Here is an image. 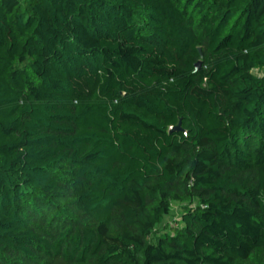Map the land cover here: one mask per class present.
<instances>
[{
	"label": "trees",
	"instance_id": "trees-1",
	"mask_svg": "<svg viewBox=\"0 0 264 264\" xmlns=\"http://www.w3.org/2000/svg\"><path fill=\"white\" fill-rule=\"evenodd\" d=\"M0 264H264V0H0Z\"/></svg>",
	"mask_w": 264,
	"mask_h": 264
},
{
	"label": "rangeland",
	"instance_id": "rangeland-1",
	"mask_svg": "<svg viewBox=\"0 0 264 264\" xmlns=\"http://www.w3.org/2000/svg\"><path fill=\"white\" fill-rule=\"evenodd\" d=\"M253 72L258 75L262 74V71L260 70H254ZM181 210H182V205L173 203L170 213L168 214V216L164 218L162 224L158 227V230L161 231L165 228L167 229L170 228L171 226H175L176 224H178L180 220Z\"/></svg>",
	"mask_w": 264,
	"mask_h": 264
},
{
	"label": "water",
	"instance_id": "water-1",
	"mask_svg": "<svg viewBox=\"0 0 264 264\" xmlns=\"http://www.w3.org/2000/svg\"><path fill=\"white\" fill-rule=\"evenodd\" d=\"M169 132L171 133V132H185V131L181 128L179 121L175 126L170 127Z\"/></svg>",
	"mask_w": 264,
	"mask_h": 264
}]
</instances>
